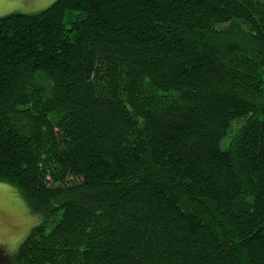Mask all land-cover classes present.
<instances>
[{
	"label": "trees",
	"instance_id": "16d2710c",
	"mask_svg": "<svg viewBox=\"0 0 264 264\" xmlns=\"http://www.w3.org/2000/svg\"><path fill=\"white\" fill-rule=\"evenodd\" d=\"M0 181L1 264H264V0L0 16Z\"/></svg>",
	"mask_w": 264,
	"mask_h": 264
},
{
	"label": "rangeland",
	"instance_id": "374dc122",
	"mask_svg": "<svg viewBox=\"0 0 264 264\" xmlns=\"http://www.w3.org/2000/svg\"><path fill=\"white\" fill-rule=\"evenodd\" d=\"M54 0H0V16L13 12H37ZM39 216L14 186L0 181V249L8 254L15 251ZM1 264V263H0Z\"/></svg>",
	"mask_w": 264,
	"mask_h": 264
},
{
	"label": "crops",
	"instance_id": "0c3cea01",
	"mask_svg": "<svg viewBox=\"0 0 264 264\" xmlns=\"http://www.w3.org/2000/svg\"><path fill=\"white\" fill-rule=\"evenodd\" d=\"M44 0H42L41 4L43 3ZM45 1H48V0H45Z\"/></svg>",
	"mask_w": 264,
	"mask_h": 264
}]
</instances>
